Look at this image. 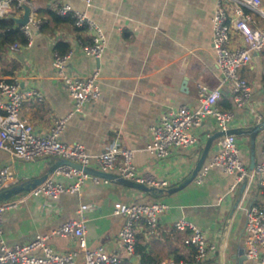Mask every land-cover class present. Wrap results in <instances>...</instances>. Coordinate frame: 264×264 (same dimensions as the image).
I'll list each match as a JSON object with an SVG mask.
<instances>
[{
    "label": "crops",
    "instance_id": "1",
    "mask_svg": "<svg viewBox=\"0 0 264 264\" xmlns=\"http://www.w3.org/2000/svg\"><path fill=\"white\" fill-rule=\"evenodd\" d=\"M32 1L35 9L31 10L30 19L39 23L30 25V42L20 44L15 52L9 47L0 51V79L17 81L22 88L37 90L42 95L41 99L32 96L24 101L21 121L32 125L37 134L45 135L54 120L67 117L74 110L69 92L52 65L56 50L68 49L71 55L66 74L84 77L97 71L101 94L68 117L60 140L80 143L91 155L101 153L113 143L131 149L137 173L166 181V188L188 178L208 138L218 131L213 117L208 116L201 125L189 128L195 138L192 144L165 157L152 156L145 146L151 139L150 126L161 116L184 105L196 108L199 85L213 89L220 84L210 21L217 0H93L90 7L82 0ZM63 4L85 12L104 32L105 48L99 60L82 51V45L91 40V29L76 27L69 18L53 15ZM0 5L4 14L12 12L10 0H0ZM261 8L264 11V0ZM13 14L20 17L23 9ZM234 38L236 43H242L238 34ZM240 75L252 87L251 106L264 118V55L255 54L240 70ZM217 106L232 109L230 129H245L256 123L251 113L233 106L226 83L221 86ZM235 136L240 158L248 166L249 136ZM263 138L264 131L256 138V163L261 161ZM220 149L216 138L208 147L204 165ZM56 159L26 161L0 150V169L9 167L18 183L41 176ZM91 164L97 169L93 158ZM51 178L64 185L75 181V177L64 174H52ZM232 178L221 167L212 166L201 182L193 180L170 193L145 192L115 180L87 179L79 191L57 198L27 195L17 207L4 211L1 238L10 247L44 235L46 244L57 253L77 250L75 264H82L83 255L75 240L53 231L67 220L79 219L80 206L86 204L89 209L83 211L82 218L87 246H103L108 254L118 256V264H161L167 259L174 264H195L192 248L183 243L185 232L173 229L174 222L180 218L201 228L206 241L216 245L202 264H246L245 209L251 203L264 207V187H259L256 181L249 182L231 215L237 194L228 193ZM156 201L165 202L170 208L159 215L156 233L147 234L145 226L138 224L139 252L129 256L119 237L124 218L113 213V205Z\"/></svg>",
    "mask_w": 264,
    "mask_h": 264
},
{
    "label": "built area",
    "instance_id": "2",
    "mask_svg": "<svg viewBox=\"0 0 264 264\" xmlns=\"http://www.w3.org/2000/svg\"><path fill=\"white\" fill-rule=\"evenodd\" d=\"M86 7H90L93 0H82ZM12 12L4 14L0 5V16H15L13 12L27 5L35 9L32 0H10ZM262 0H217L215 10L210 21L212 25V46L215 62L220 70V84L209 89L205 85L198 87L199 105L196 108L180 106L177 110L170 111L161 116L150 126L151 139L146 144L145 150L152 156L161 158L169 155L173 150L188 147L195 141L189 133V128L199 126L204 119L211 116L215 120L218 131L226 132L230 129V120L233 117L232 109H221L217 102L221 97V86L226 83L231 91V100L235 108H243L251 113L256 122L261 117L251 106L252 87L240 75V70L248 65L255 54L264 55V11L261 8ZM56 13L74 19L76 27H88L93 34L89 43L82 45V51L97 60L103 54L106 36L102 29L93 22L85 12L72 10L68 4L56 8ZM39 22L29 19V22L20 28L30 36V25ZM240 36L241 44L236 43L234 35ZM20 48L19 43L9 46L12 51ZM71 51L65 53L55 52L52 65L66 86L73 101L74 110L67 116L57 118L49 132L45 135L37 134L32 125L23 123L20 111L24 101L29 97L41 99L39 91L22 88L17 81L0 79V150L8 152L13 158L33 161L39 158L53 157L68 159L82 166H92V158L97 169L114 172L128 180L146 184L157 188H166V181L156 180L152 176L139 175L133 162V150L120 148L113 143L99 154H89L80 143H65L59 136L64 130L68 117L73 112L81 110L85 103L93 102L100 97L101 91L97 84L98 72L84 77L67 75L66 63ZM220 151L216 153L209 163L203 164L195 176V182H201L203 175L209 167L219 166L224 172L233 176L228 193H236L244 176L247 166L239 155L237 139L234 134L219 137ZM53 174H64L75 177L69 185L55 182L51 176L42 184L32 189L29 193L7 202L0 203V264H75L78 251L71 250L65 254L55 252L46 244L44 235H36L33 239L6 246L1 238L2 215L4 211L18 206L27 195H41L57 198L64 193H74L80 190L87 179L99 182L102 179L90 175L80 169L69 165H62L55 169ZM259 187H264V138L262 139L261 161L256 164L250 176V182H255ZM17 182L16 176L9 167L0 169V190ZM170 206L165 202H116L113 213L124 218L119 237L124 249L132 256L136 248V228L142 223L147 234H154L158 228L159 215L168 210ZM89 209L84 204L79 209V219L63 222L53 232L61 236L73 238L77 249L83 255L82 264H118L117 255L108 254L103 246L88 247L85 240V226L83 211ZM245 241L243 254L247 259L246 264H264V207L251 203L245 209ZM174 231L185 232L183 243L193 250L192 258L195 264H202L216 249V245L208 243L204 231L187 219L180 218L173 224ZM161 264H174L171 259L164 260Z\"/></svg>",
    "mask_w": 264,
    "mask_h": 264
},
{
    "label": "water",
    "instance_id": "3",
    "mask_svg": "<svg viewBox=\"0 0 264 264\" xmlns=\"http://www.w3.org/2000/svg\"><path fill=\"white\" fill-rule=\"evenodd\" d=\"M23 9V14L22 16L18 17V16H10L11 19L15 22L16 25L18 26H23L25 24H27L29 22L30 19V14H31V8L27 5H24L22 7ZM264 131V118H262L260 121L252 124L251 126L245 128V129H240V128H233V129H229L226 132H222V131H217L214 134H212L206 143V147L204 148L203 153L201 154L199 160L197 161L194 169L192 170L191 175L186 178L185 180H183L180 184L171 187V188H157V187H153V186H147L146 184H142V183H137L131 180H128L126 178H123L122 176H120L117 173L114 172H106V171H102L90 166H82L79 163H75L71 160L68 159H59L57 158L55 160V162L49 166V168L46 170V172L44 174H42L41 176L35 177L33 179L30 180H25L22 182H18L15 183L13 185H10L6 188H2L0 190V203L1 202H7L10 201L12 199L18 198L19 196L25 195L27 193H29L32 189H34L35 187L39 186L40 184H42L48 177H50L55 169L59 166L62 165H69L72 167H75L77 169L82 170L85 173H88L90 175H95L98 176L102 179H106L109 181H117L120 182L122 184H125L127 186H131L140 190H143L145 192H151V193H164L165 191L170 193V192H174L177 190L182 189L183 187H185L186 185L190 184L195 176L197 175V173L199 172L200 168L202 167V165L204 164L205 161V156L206 153L208 151V147L210 146V144L212 143L213 140H215L216 138H219L221 136H224L226 134H234V135H248L249 136V140H250V161L249 164L247 166V174L244 176L238 190H237V194L234 200V204L232 206L231 209V215L236 211L238 205L240 204L245 191L248 187V184L250 182V176L253 173V170L256 167V158H255V143H256V138L257 136ZM133 259H135L133 257Z\"/></svg>",
    "mask_w": 264,
    "mask_h": 264
},
{
    "label": "trees",
    "instance_id": "4",
    "mask_svg": "<svg viewBox=\"0 0 264 264\" xmlns=\"http://www.w3.org/2000/svg\"><path fill=\"white\" fill-rule=\"evenodd\" d=\"M53 15L57 18L61 17L58 14H53ZM62 18H69L72 23L74 21V19L69 16H65ZM16 42L21 45H25L28 42V36L24 33V31L20 28V26L15 24V22L11 19L10 16L7 15L0 16V51L5 50L11 44ZM67 50H56V51L58 53H65ZM262 191L264 193V189H262ZM138 250H139L138 248H135L136 252H139Z\"/></svg>",
    "mask_w": 264,
    "mask_h": 264
}]
</instances>
